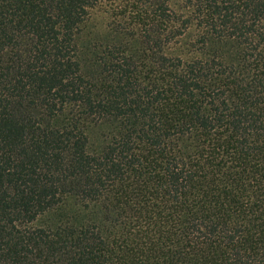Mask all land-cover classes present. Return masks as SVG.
Wrapping results in <instances>:
<instances>
[{
  "label": "trees",
  "instance_id": "1",
  "mask_svg": "<svg viewBox=\"0 0 264 264\" xmlns=\"http://www.w3.org/2000/svg\"><path fill=\"white\" fill-rule=\"evenodd\" d=\"M0 264H264V0H0Z\"/></svg>",
  "mask_w": 264,
  "mask_h": 264
}]
</instances>
